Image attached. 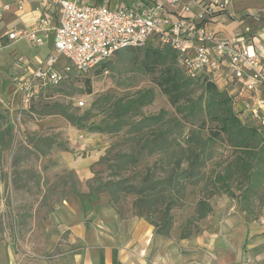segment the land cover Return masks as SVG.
I'll use <instances>...</instances> for the list:
<instances>
[{"label": "rangeland", "instance_id": "obj_1", "mask_svg": "<svg viewBox=\"0 0 264 264\" xmlns=\"http://www.w3.org/2000/svg\"><path fill=\"white\" fill-rule=\"evenodd\" d=\"M114 6L110 5L111 8ZM142 50V47L122 49L83 72L73 67L63 68L67 59L60 55L56 68L63 75L61 82L53 86L32 81L30 92L33 91V95L27 101L24 100V91L14 83L15 70L8 73L3 87L0 85V94L7 97L6 106L0 103V111L11 125L10 140L0 152V249L12 246L16 252L22 242L26 243L33 223L39 227L63 228L59 219L61 210L65 215L83 212L90 222L92 214L101 211L105 205L112 207L120 219L133 215L137 210L133 204L138 195L132 187L144 184L139 182L142 175L149 171V181H155L167 176L176 179L179 172L178 168L171 169V165L166 163L161 166L158 154L148 153L150 144L143 146V140L137 136L143 134L152 138L153 126L160 124L158 129L162 135L172 140L176 147L178 143L185 147L191 129H198L203 120L206 122L202 134L211 132L210 125L217 120L203 108L208 97L199 80L193 81L190 97L196 100L202 95V109L195 108L190 112V108L185 107L177 111L154 82L156 73L138 67ZM19 59L24 61V56L20 55ZM18 64L19 61H13L14 69ZM202 75L214 81L218 88H225L229 95L234 93V89L229 90L230 76L225 66L213 67L198 77ZM149 88L153 91L151 101L139 110L134 109V116L110 121L121 125L118 130L113 131L105 122L100 123L102 131L78 127L61 112L80 114L90 110L91 120L99 122L111 111L116 100L125 101ZM246 99V96L235 94L231 106L244 122L257 126L249 118V108L248 111L242 105ZM161 112L155 124L147 118ZM141 115L148 120L140 122L137 129L133 123H137ZM260 134L263 140L258 134L255 137L258 154L251 161L249 171L255 173L251 180L245 177L244 172L240 174L232 162L237 150L230 145L225 134H221L208 148L209 158L199 170L202 180L193 177L183 181L179 176L176 181L166 180L169 187H179L178 192H172V189L165 192L166 202L170 201L167 208L171 218L168 235L176 234L178 238L187 239L200 235L211 227L207 218L217 212L220 227L225 229L227 236H231L232 245L242 248L244 259L264 260V134ZM132 152L138 154L136 164L120 169L118 154H125L123 157L128 160L127 156ZM170 153L167 152L169 159L174 160ZM157 158L158 163L155 164ZM230 162L232 164H228ZM217 174L226 177L234 194L213 195L209 198L211 212L195 220L197 200L210 192V188L202 190L201 186L209 181L207 176L217 178ZM117 179L122 182L116 202L110 200L106 191H91V186L98 182L105 184ZM124 187L129 188L121 192ZM157 216L153 214V217ZM143 218L152 225L145 216ZM248 224L249 227L253 225L252 228ZM247 227V237L244 238ZM252 244L255 248L253 246L250 250Z\"/></svg>", "mask_w": 264, "mask_h": 264}, {"label": "built area", "instance_id": "obj_2", "mask_svg": "<svg viewBox=\"0 0 264 264\" xmlns=\"http://www.w3.org/2000/svg\"><path fill=\"white\" fill-rule=\"evenodd\" d=\"M230 1L135 0L111 8L106 1L41 0V14L31 29L10 31L7 36H24L36 45L51 37L52 48L33 67L16 60L20 69L14 82L27 101L33 95L32 81L53 86L61 82L63 75L56 68L60 55L67 59L63 68L83 72L125 48L149 42L166 45L177 53L179 66L190 77L225 66L234 95L247 97L242 105L264 133V58L253 48L251 27L244 25L228 38L219 37L213 28ZM6 9L8 4L0 6V18ZM234 18L240 19H225Z\"/></svg>", "mask_w": 264, "mask_h": 264}, {"label": "crops", "instance_id": "obj_3", "mask_svg": "<svg viewBox=\"0 0 264 264\" xmlns=\"http://www.w3.org/2000/svg\"><path fill=\"white\" fill-rule=\"evenodd\" d=\"M104 1L110 6L129 5L135 0ZM4 4H8V9L0 18L2 87L11 70L19 71L20 68L14 69L13 61L20 55L24 56L27 66L33 67L52 48L51 37L36 45L24 36L14 39L7 36L10 31L31 29L41 14V0H0V6ZM192 8L198 9L194 4ZM233 16L240 19H225ZM244 25L251 27L255 36L251 43L263 59L264 0H231L226 14L219 17L213 28L219 37L228 38L235 36ZM6 98L0 94L2 106H6ZM59 219L63 228L39 227L33 223L30 239L22 242L16 252L12 246L0 249V264H264V260L244 259L242 248L232 245L231 236L220 227L217 212L207 218L211 227L191 239L159 234L143 217L135 214L120 219L109 205L93 213L91 222L83 212L65 215L62 210ZM252 226L248 224L249 228Z\"/></svg>", "mask_w": 264, "mask_h": 264}, {"label": "trees", "instance_id": "obj_4", "mask_svg": "<svg viewBox=\"0 0 264 264\" xmlns=\"http://www.w3.org/2000/svg\"><path fill=\"white\" fill-rule=\"evenodd\" d=\"M140 47H142L143 50L141 58L138 62V67L144 71L156 73L153 78L154 82L167 96L168 100L175 106L177 111L180 112L185 107H189L190 112H194L195 108H198V110L202 109V95H200L196 100L190 97V93L192 91L191 85L193 84V81L199 80L208 97V101H205L206 103L203 108H206L208 113L212 114L213 118L217 120V123L210 125L211 132H207L208 134L206 135L202 134L205 128V120L202 121V126L198 127V129H191L190 134L185 140L187 142L185 147H181L179 143L176 147L172 140L167 138V136L162 135V131L158 129L160 124L153 126L154 130H151L152 138L144 137L143 134L137 136L141 139V141L143 140V146L150 144L148 153H157L159 159L162 160L160 162L161 166L166 163L167 166L171 165V169H179L176 179H171L167 176L165 178H158L155 181H149V171H147L146 174L142 175L139 181L141 184H144L139 187H132L134 188L132 190H134V192L138 195V199H136V202L133 204L134 208L137 209L134 214L142 217L145 216V218L155 226L157 233L168 235L171 226V218L169 217L167 208L170 205V201L166 202L167 195H165V192L169 189H172V192H178L179 187L177 185L169 187L165 184L166 180H169L170 182L171 180L176 181L179 180L178 176L183 179V181L186 178L193 177H198L197 179L202 180L203 178L199 170L204 167L206 160L209 158L208 148L213 145L215 140L219 138L221 134H225L229 138L228 140L230 145L237 150V154L232 162L237 165L240 174L244 172L246 175L245 177L248 180H251L255 174L249 171L250 167H252L251 161L253 158H256V155L258 154V151L255 149L257 145L255 144V137L256 134H258L263 140V136L260 134L263 132L258 126L253 123H251L252 125L247 124V122H244L238 117L237 112H235L232 108L233 106H231L233 96H235L234 93L229 95L225 88H218L214 81L209 80L204 75L195 78L187 75L179 66L177 53L169 46H155L149 42L142 46L129 48L137 49ZM230 89H234L233 85H231L229 90ZM152 95L153 91L149 88L138 92L134 97L125 101H122L121 99L116 100L111 111H108L99 122L91 120L90 110H86L80 114L75 112H66L64 110L61 112L65 114L71 123L77 125L78 127H87L89 130L102 131L103 129L100 123L105 122L106 126H109V128L114 131L118 130L121 125H118L117 122L111 123V120H116L125 116H134L133 110H139L142 106L148 104L152 99ZM213 106H215V108ZM160 115H162V112L152 114L147 118L153 120V124H155ZM148 119L141 115L139 121L137 123H133V126L139 129L137 125ZM10 131L11 125L7 122L5 116L0 111V152L3 148H5L10 140ZM167 152H171V158H174V160L169 159ZM118 155L119 161L121 162V165H118V167L122 170L134 166L138 160V154H135L134 152L127 156L129 158L128 160L123 157L125 154L119 153ZM258 159L262 160L263 158L258 157ZM157 160L158 158L156 159L155 164L158 163ZM183 164L185 165L182 166ZM228 164L232 163L230 162ZM227 166L225 167L226 170ZM173 172L174 171L171 173ZM206 179L209 181H205L201 186V189L206 190L207 188H210V192L205 193V195L201 196V198L197 200L195 206V220L202 219L211 212V205L209 202L210 197L215 194L221 195L223 193H227L229 196H233L234 194L224 175L217 174V178L216 176H207ZM109 182L105 184L98 182L97 184L91 186V191H106L110 196V200L112 202H116L118 195L120 194L118 192L119 184L122 181L117 179ZM177 183L178 182H175L174 184ZM128 188L129 187H124V189H120V191H127ZM140 208L144 209V211L140 210ZM155 213L158 214L157 217H153V214Z\"/></svg>", "mask_w": 264, "mask_h": 264}]
</instances>
